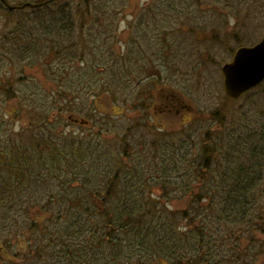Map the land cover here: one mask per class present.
<instances>
[{
  "label": "rangeland",
  "instance_id": "obj_1",
  "mask_svg": "<svg viewBox=\"0 0 264 264\" xmlns=\"http://www.w3.org/2000/svg\"><path fill=\"white\" fill-rule=\"evenodd\" d=\"M89 1L96 4V6H102L103 10L110 12L112 16H115V10L122 12L117 16L116 24L112 23L107 26L108 35L111 38L114 37L110 40V45L107 47L113 45L114 48L124 55L123 58L126 59V62L132 56L140 62L137 63L139 70L123 62L118 65L123 70L119 71L115 68L116 74L127 76L131 74L130 79H133L137 72H142L141 74H137L139 75L138 79L143 81L142 86L144 89L149 87L148 92H152V99L155 104L164 101L166 97L177 98L182 105L191 109L192 114L188 118L181 115L175 124L168 125L171 128L168 129L167 145L162 147L161 150L159 148L156 150L157 156L155 161H152L150 158L151 161L139 164L136 172H129L128 178H126L129 188H125L124 192L120 190L119 192L124 196L126 191H130L133 197L130 201H124L125 204L122 207L128 206V208L138 207L142 209V220L147 223H153L154 221L156 225H163L172 211L181 214L182 212L189 213L190 209L196 207L205 209L201 217L202 219H200L205 223L204 226L198 225V221L200 220H198L197 215L194 222L190 220V222H185L179 219L175 223L177 234L180 240L187 237L190 230H193L190 228L192 223L196 228L199 226L204 227L201 231H203L207 238L203 240L204 244H195L196 250L202 252V257L213 254L214 258L219 261L220 259L222 261L229 260L231 255L228 252L231 248V242L226 239L238 238L237 235H240L241 229L234 227V225L232 226L234 223L223 222L221 219L223 217L220 214L224 209L221 210L222 207L220 205L223 206V200L217 198L219 196L216 194L222 186L217 183L220 179L215 178L213 183L206 188L203 184L201 185V181L187 179L184 185L181 184V187H185L187 191L184 194V191L183 193L175 191L176 183H178L175 176L178 175L179 166L181 165L179 161H183V159H187L190 162L194 161V163L201 161L202 142L205 139L215 140V145L221 151L220 153L216 151L213 156V161L218 164L215 170L217 172L220 171V173H223L225 169V154L230 150L227 147L229 135L233 139V144L239 146L236 147L237 153L242 148V146L240 147L242 143H251L246 148H250L254 144L258 146L264 145V84L240 99L231 100L223 92L221 72L222 68L231 62L235 52L240 47H251L263 38L264 0H84V2ZM122 5H124L123 8H121ZM31 8H28L26 11L31 13L33 10ZM154 13L155 16L153 17ZM17 14L15 11L7 13L0 10V148L8 149L13 147V145H25L26 149H30L27 147L32 143L29 140V136L32 138V132H27L29 136L25 135L24 138L20 134H26V131H23L26 127H41L40 123L39 125L38 123L33 124L36 120L30 121V119L38 116L39 109L37 107L43 104L50 112L47 119L48 131L46 130L44 134L48 138L54 139L62 147L73 145L83 140L85 142V145H83L85 146V150L93 155L92 160L107 161L106 164L102 165H114L112 161H115V172L119 170L120 162H125L126 165L130 166L133 165L132 162L135 159V161H141L145 157L144 153L147 155V151L141 153L137 149L134 154L132 153V158L131 153L130 157L126 156L123 149L127 143H123V137H120L122 136L120 135L122 134L121 129L129 126L130 121L133 119L134 111L128 109L127 105L134 103L136 92L132 94V89H130L131 91L129 90L126 94L121 93L117 97L118 102H116L112 98L114 87L112 91L108 88L110 93H104L101 90L96 93H89L86 90L89 81H95V84L100 81L101 85L103 83L113 85L112 82L115 81L113 71L103 65L104 62L111 63L114 58L110 57L112 55L110 52L107 54L108 51H104L105 48L102 44L106 41V36L103 35L100 38L95 35L99 32L104 33L105 30L95 28L93 31L98 45L103 48L102 51L100 52V50L96 49L86 56L83 54L81 61H79L80 57H78L70 63L71 58L65 59L62 57L58 60L55 58V55L47 53V55L40 58L36 56L33 58L35 60L26 58L23 63L21 61L18 62L16 60L17 57L9 55L10 52H16L13 47L8 45L9 31L18 22H21V26L19 27H23L22 24H24L26 18L30 17L21 16L22 19L21 17L16 18V16H20ZM24 17L26 18L23 19ZM90 29V27H86L85 33H90ZM99 59H102V61H99ZM47 62L51 64V69L62 70L61 75L63 76L64 84L65 82L68 83V81H72V85L75 84V88H71L73 90L71 94L75 99L70 103L66 104L64 102L62 104L65 107V109L61 107L64 110L63 112H61L58 105L55 108L53 104V101H55L54 94L62 90L69 93V90L61 89L57 82L55 83L50 79L51 77L48 76L47 69H45V64H48ZM80 62L83 64L81 65ZM23 64L28 65L27 69L25 68V70H28V75L24 74V81L16 83V80L23 75L20 71ZM74 64L77 66L76 69L73 67ZM92 66L95 67L93 68ZM107 69L108 72L105 73ZM32 71L35 73L34 75L31 74ZM133 71L134 74H132ZM80 83L86 89L77 88L81 86ZM10 85L14 89L16 88L17 95L22 92L25 99L29 98V103L25 104L29 117L27 112L26 114L22 113V115L20 112L19 116L17 115V112L24 105L17 100L11 101L5 99V94L1 91L2 87L10 88ZM31 85L39 92L38 100H36L35 95L34 97L32 93L26 91L27 87ZM81 89H83V92L80 91ZM115 91H117L116 85ZM139 93L141 95L148 94L143 90H140ZM32 96L33 100L35 99L34 101L32 100ZM86 111L96 112L98 115L108 117L107 119L109 120V127L105 129L108 131H103L99 136H89L87 142L82 136L84 132L82 128L68 121L70 115H73L75 119H90L88 118V114L85 113ZM186 113L188 112L186 111ZM14 115L17 116L13 117ZM152 116L155 118V110H152ZM183 118H185V123H187L185 127L177 125ZM181 129H184V131L182 133L178 132ZM36 137L41 138L42 135ZM194 141L196 142V146H192ZM211 143L213 142L211 141ZM90 148L91 150L89 151ZM164 153L166 156H164ZM240 159L243 162L242 164L247 165V160L244 161L241 157ZM143 160H146V158ZM156 163L158 167L151 169V167L154 168ZM96 165L99 167L98 164ZM77 167L78 171L82 168L79 165ZM97 167L94 166L93 169L96 170ZM161 167L166 170L164 173L167 176L172 177L165 181L166 184L164 181L163 183L150 182L149 175L155 174ZM233 168L235 169L236 167L233 166ZM78 171H75V173L77 174ZM127 172L122 170L121 174L125 175ZM65 176L67 178L62 177L61 179L63 181L67 180L68 183L70 182V192H77V188L81 186V176H79V173L76 177L68 174ZM207 177L210 179V175ZM58 181L56 180L52 184L47 182L43 187L42 183L39 182L37 185L40 186V189L34 186L35 188L31 192L26 191L25 193L24 190L19 189V195L16 198L20 202L13 209L11 217L5 219V217L0 216V224H17L21 226L23 232V242L21 239L12 240L13 252L9 250L11 247L9 248L6 245L3 240L4 238H0V247L6 246L9 255L13 256L15 252L19 253L27 248L29 239L26 238V234L29 232L28 228L34 221L47 224V226L51 225L56 235L63 233L62 227L66 219L64 216L65 210L55 208L54 214H52L53 219H51V214L40 209L41 205L48 203L45 201H48L49 196H57V192L61 190ZM173 184H176V186L173 187ZM263 187L264 183H262L261 189ZM120 189H122V186ZM171 190H174L171 196L163 199V194L171 192ZM204 190L209 195L205 194ZM34 193L35 196H33ZM28 194H31L34 198L38 196L40 199L36 201L41 204L37 206L35 204L37 202L34 203L33 200L34 206L32 208H24L21 202L23 204L24 200L31 198ZM260 195L257 198L259 200L257 208L263 210L264 196ZM199 197H202V200L197 201ZM162 199L165 202L166 212H163V208L161 209L158 204H155L162 202ZM54 203L50 202L49 205H53ZM153 203L157 206V210L150 206ZM24 210L31 213V217L28 220L24 216ZM59 213H63V215ZM152 213H155V216ZM58 215L60 216L58 217ZM139 216L136 215V217ZM153 216L154 220L151 219ZM60 223L61 226H57ZM178 224L179 226H177ZM72 242L75 241L72 240ZM103 251L101 250V254L107 257L109 261H112L113 259L109 255L115 257V245L107 248V250L103 249ZM1 254L2 251H0V256ZM182 256V260L186 262L188 258H196L200 255L193 253L192 256L190 254H182ZM139 261H144L142 263L145 264H167V260L163 261L160 259L157 262L153 260V262L151 261L152 263H146L147 259L143 257L138 259ZM260 262L259 264H264V258Z\"/></svg>",
  "mask_w": 264,
  "mask_h": 264
},
{
  "label": "trees",
  "instance_id": "obj_2",
  "mask_svg": "<svg viewBox=\"0 0 264 264\" xmlns=\"http://www.w3.org/2000/svg\"><path fill=\"white\" fill-rule=\"evenodd\" d=\"M6 3L14 5H20L23 6V9L25 10L19 11V9L16 10L17 15L20 16H30L28 19L24 21L23 27L21 26V22L16 23L15 27L9 31V41L8 45L10 47H13L16 52H10V56L17 57L16 60L23 62L24 59H32L38 56L39 58L41 56L47 55V53H51V55H55V58L60 60L62 57L65 59L71 58L70 63L74 61V59L80 57V60L82 59V55L84 56L91 53L92 50H100L102 51V47L98 45V42L94 38V29L97 28L98 30L104 29V33H98L95 34L99 36L100 38L106 36V41L104 44V51H108L112 54L110 55L111 58H113L112 62H104L103 65L108 67L111 71H113V78L115 79V83L113 85L103 83L101 85V82L98 81L95 84V81H89L88 87L84 88L83 84L80 83L81 86H78L77 88H84L89 91V93H96L97 91L104 92V93H110L114 87V93L113 99L115 101L118 100V96H120L121 93H127L132 88H140L142 86L141 80L138 79L139 75L142 72H137L133 79L130 76L127 75H118L115 72V68L119 71L123 70L121 67H119V64H122L123 62L127 63L128 66H134L136 70H139V63L135 57H131L128 62H126V59L123 58V54L120 53L119 50L114 48L112 45L110 48L107 47L110 45L111 38L109 34V31L107 30V26L109 24L117 22L116 18L118 15H120L122 12H117L115 10V16H112V14L108 11L103 10L102 6H96L93 2H84V0H5ZM126 1V0H123ZM14 4V5H13ZM34 5V8L32 12H28L27 5ZM124 5L121 6L123 8ZM0 10L5 11L7 13H10V11L6 10L2 4L0 3ZM12 12V11H11ZM28 13H30L28 15ZM155 16V13L153 14V17ZM115 18V20H114ZM116 24V23H115ZM19 27V28H18ZM86 27H90V33H85ZM80 53V54H79ZM135 55V54H134ZM24 56V57H23ZM122 56V57H121ZM30 60V61H32ZM53 60V59H52ZM55 60V59H54ZM70 60V59H69ZM99 61H102V59H99ZM11 63V62H10ZM24 63V62H23ZM48 64H45V69H47V74L50 76L55 83L57 82L59 87L61 89H68L69 93L67 91H58L56 94H54V100L53 104L55 105V108L57 105L60 107L61 112L64 110L61 109V107H64L62 105L64 102L70 103L75 98L71 94V91H73L71 88H75V84L72 85V81H68V83L65 82L63 76L61 75L62 70H54L51 69V64L47 62ZM81 65L83 64L80 62ZM21 64V63H19ZM16 65V64H15ZM76 69V65L73 66ZM93 68L95 66H92ZM73 69V68H72ZM106 70V69H105ZM103 71V70H102ZM108 72L105 71V73ZM134 74V71L132 72ZM118 75V76H117ZM120 76V77H119ZM65 77V76H64ZM119 78V79H118ZM129 78V79H128ZM93 83V84H92ZM115 85L117 88V91H115ZM87 86V85H86ZM110 89V91L108 90ZM79 90V89H78ZM83 92V89L80 90ZM79 91V93H80ZM65 92V93H64ZM90 95V94H89ZM71 99V100H70ZM126 99V98H125ZM63 101V102H61ZM39 113L38 118L40 119V133L39 135H42V137H39V140L36 142H32L33 144H39V145H45V144H57L54 139L48 138L44 132L48 131V122L47 119L49 118L50 112L49 109L44 106L43 104H40L38 106ZM65 109V107H64ZM109 125V123L107 124ZM109 127V126H107ZM115 128V126H114ZM122 136V142H126L127 145L124 147L123 152H125V155L130 157V153L134 154L135 151H137L136 148H134L132 145H130V142L128 141V134L126 133V130L121 129ZM119 137V135H118ZM257 139V138H255ZM206 145L202 146V154H201V161L204 162V165L202 168H200L201 173L197 174L199 178H201V185L203 184L206 188L208 185H211L215 178H219L220 180L217 182L221 184L222 186L218 190V193H216L219 197V199L223 200V206L221 210L220 215H222L223 222H230L234 223L232 225H241L247 223L255 224L258 223L259 217L261 214L258 212L260 208H257L258 204V197L261 194L264 196V187L261 189L262 183H264V145L257 150L256 144L250 146V148H246L251 143L246 142L245 148H240L238 151L240 157L245 161L247 160V165L245 167L247 168V172H236L235 175L232 176L231 179H228L225 174L220 173L218 174L213 180L212 178L209 179V177H206L207 174H203L204 170L210 169V162L213 160V156L216 151L221 152L219 148H217V145L214 146V148L209 144V140H206L204 142ZM73 146L76 151L73 152L72 162H70V165L68 163L64 165V163H58V159L54 161V164H51L50 166L37 168L34 166V158H23L22 153L20 150L16 148V145H13V147H10L8 149L2 148L0 150V216L1 217H11V213H13V209L16 208L17 204H19L20 200L16 198L17 195H19V189L22 191L24 190L31 192L33 188L40 189L39 185L37 183L41 182L42 187L47 182L52 184L55 183L56 180L58 181V184L60 185L61 190L57 192V196L50 197L48 202L44 205L40 206L41 210H45L48 214L53 211L54 206L61 207V209L65 210V224L63 225V233L62 234H55V232L52 229V236L46 241V243H49L51 246H55L56 248L54 250V253H51V255L54 257V260L51 262L53 264H66L67 259L66 253V244H67V238L65 237V232H67V228L65 227L66 224L72 223L73 227L71 228V231L74 233L73 237H71V240L78 241L80 240L81 236L84 232V216H81L80 214V208L82 207V196L80 188H77V192L71 193L69 190V184L67 181H63L61 179L62 177H66L65 175H72V177H76L79 173V176H81V169L78 171L77 165L81 167V160H87L91 161L93 159L92 154H87L85 156L86 158L82 157L80 154L83 149L85 150L83 146V142L74 143ZM167 145V144H166ZM165 145V146H166ZM164 147V146H163ZM134 148V149H133ZM159 150L162 148L158 147ZM158 148L156 150H158ZM91 150V149H90ZM89 150V151H90ZM138 150L141 153H144L143 150ZM261 150V151H260ZM235 151H237L235 149ZM156 151H147V155L144 153L146 160L141 159V161H135L133 160V165H126L125 162H120V168L115 172V202L113 199L109 198V204L105 205L104 203L103 207L105 208L108 206L112 210V208H115L114 212H108L104 213L102 216H91L87 215L88 219L87 221L91 222V220H94V226L92 227L93 233L98 232V237H95V240H97V245L100 246V249L103 251L107 250V248H111V246L115 245V257L112 255H109L113 260L109 261L107 257L103 256V254L95 252L94 261L91 263L88 261L87 264H145L142 263L144 261H139L140 258L147 259V262H154L158 259L160 260H167V264H182L183 256L190 254L191 256L197 253V255H200L196 258H188V260L185 262V264H192V261H196L197 264H233V262H240L239 258L229 259L227 261H222L220 259L217 260L214 258L213 254H210L207 257H202L201 253L198 250H196V243H202L204 244V241L207 236L201 231L204 227H198L196 228L195 225H190V228L193 230H190L188 233V238H179L177 234V227L176 222L177 220L182 221H191L194 222L196 215L198 216V220L202 219V214L204 213L205 209L202 208H192L190 209V212H182L176 213V211H172L168 215V218H166V221L162 225H156L153 223H147L144 222L141 216L142 209L138 207H130L126 206L125 208L122 207V205L125 204L124 201H127L133 197L132 193L130 191H126L124 193V196L119 192L125 191V188H129V184L127 182L128 174L129 172L133 173L137 171V168L139 167V164L151 161H155L156 158ZM237 152L235 153L238 154ZM133 154L131 158L133 157ZM84 156V155H83ZM164 156L165 153H164ZM221 156V155H220ZM240 157H235L238 159L237 161H241ZM161 158V157H160ZM233 158V159H234ZM160 160V159H159ZM236 162V161H235ZM243 162L241 161V164ZM237 164V163H236ZM235 164V165H236ZM157 163L154 165V168L151 167V169H156ZM241 167V166H237ZM73 170V171H72ZM122 170L128 171L125 175H122ZM147 170V169H146ZM239 170V169H237ZM75 171H78L76 174ZM166 170L159 168L158 172L156 171L155 174H151L150 176V182H162L167 181L172 176H167L165 174ZM259 172H262V178L258 179ZM164 175V176H162ZM258 175V176H257ZM175 176V175H174ZM192 175L189 174V177ZM71 177V176H68ZM178 180L177 186L176 184H173V187L176 186L175 191L179 193L184 194L187 192L185 190V187H181V184L184 185L185 180H182V178L179 177V174L175 176ZM67 178V177H66ZM71 179V178H70ZM80 179V178H79ZM91 186H93L94 183L90 182ZM98 185H101V182L99 180ZM106 183V182H105ZM104 183V184H105ZM166 184V182H165ZM172 185V184H171ZM35 186V187H34ZM105 186V185H104ZM111 184L109 185V188L107 191L109 193H112V186L110 188ZM122 186V189H120ZM107 187V186H106ZM203 189V188H202ZM123 190V191H122ZM129 190V189H128ZM164 190V189H163ZM93 191V190H91ZM103 191H106V188H104ZM66 192H70L69 195L66 194ZM174 192V190L168 193H164L162 198H168L171 196V194ZM36 193V191H35ZM35 193L33 196H35ZM204 193L209 195L207 191L204 190ZM121 194V197H120ZM31 198L29 200L24 197L23 204L21 202V205L24 206V208H32L33 200L34 203L37 202L36 200L40 199L38 196L36 198L32 197L31 194H28ZM117 195H119L117 197ZM260 195V196H261ZM16 198V199H15ZM162 199V200H163ZM199 200H202V197L197 198ZM56 201V203H54ZM117 201V202H116ZM128 201V202H129ZM261 201V200H260ZM54 203L53 205H49L50 209H47V204ZM122 203V204H121ZM155 203V202H154ZM151 204L150 206L157 210V204L158 206L165 211V202L164 200L162 202H158L155 204ZM37 206L41 203L37 202L35 203ZM51 206L52 209H51ZM39 208V207H38ZM109 209V210H110ZM48 210V211H47ZM110 210V211H111ZM161 210V211H162ZM197 210V211H195ZM195 211V212H194ZM162 212V213H163ZM194 212V213H193ZM31 213L29 211L24 210V216L29 219ZM60 215H63V213H59ZM155 216V213H152ZM5 215V216H3ZM58 215V217L60 216ZM136 215H140L139 217H136ZM154 216L151 218L154 220ZM50 218L53 219V215H50ZM230 220V221H229ZM189 221V222H190ZM10 222V221H9ZM18 222V221H17ZM16 222V223H17ZM88 222V223H89ZM180 222V221H179ZM198 225H203V221H198ZM35 223V222H33ZM13 224V223H12ZM190 224V223H189ZM61 226L60 224H57V226ZM229 225V224H225ZM231 225V224H230ZM91 225L89 224V227ZM179 226V224L177 225ZM189 229V228H188ZM91 230H88L90 233ZM95 230V231H94ZM204 230V229H203ZM251 229L249 228V231ZM209 240V239H208ZM233 240V239H231ZM236 240V239H235ZM237 240L239 241L240 238L238 237ZM236 240V241H237ZM80 256V255H79ZM82 257V256H81ZM81 257L78 258L76 262L80 263ZM182 257V258H181ZM138 258V259H137ZM208 259V261H207ZM225 259V258H223ZM238 259V260H237ZM191 261V262H190ZM141 262V263H140ZM151 262V263H152ZM190 262V263H188Z\"/></svg>",
  "mask_w": 264,
  "mask_h": 264
},
{
  "label": "flooded vegetation",
  "instance_id": "obj_3",
  "mask_svg": "<svg viewBox=\"0 0 264 264\" xmlns=\"http://www.w3.org/2000/svg\"><path fill=\"white\" fill-rule=\"evenodd\" d=\"M0 3L2 6L8 10V11H15L14 9H19V11L24 10L23 6L20 5H14L11 6L8 3L3 2L0 0ZM17 7V8H16ZM12 8V9H10ZM21 16H16V18H19ZM24 17L23 19H25ZM22 19V17H21ZM27 19V18H26ZM27 64L21 65V78L16 80V83L23 82L24 81V74L28 75V70L27 69ZM34 75L35 73L32 71L31 73ZM15 84V82H14ZM16 89V88H15ZM14 89L12 85H10V88H4L2 87V92L5 94V99L6 100H17L20 102L22 105L21 109L17 112V115L19 116V113H25L27 110L25 109V104L29 103V98L25 99V96L23 95L22 92L17 95V91ZM140 90H143L144 92L146 91L148 94L141 95L139 92ZM149 87L143 88H132V94H135V100L134 103L128 104L127 108L130 110L134 111V116L133 119L130 121L129 126H125L123 130H126V133L128 134V141L130 142V145H132L136 149H141L143 151H156L158 147L162 148L167 144V138L169 131L168 129L171 128L168 127V125H173L175 124L180 116L182 117H191V109H189L187 106L182 105L180 103V100L177 98H169L166 97L164 101H160V103L155 104L154 100L152 99V92H148ZM26 91H29L32 93V95L36 96V100L39 99V92L34 88V86H28ZM131 91V90H130ZM139 94V95H138ZM32 96V100H33ZM34 96V97H35ZM127 99V98H126ZM35 100V99H34ZM33 100V101H34ZM152 101V103H151ZM118 102V100L116 101ZM115 102V103H116ZM127 102V101H125ZM151 103V104H150ZM38 108V107H37ZM152 110H155V118L152 116ZM188 113H186V111ZM29 111V110H28ZM86 111L85 113L88 114V118H81V119H75L73 115H70L68 118V121H70L74 125H79L80 128L84 131L82 133V136L84 140L87 142L89 136H99L102 134L103 131H108L105 130L106 127L108 126L107 124L109 123V120L107 119L108 117H104L101 115H98L96 112H89ZM39 113V112H38ZM24 114V115H25ZM14 115L13 117L17 116ZM23 115V117H24ZM27 115L29 117V113L27 112ZM37 115V114H36ZM22 119V118H21ZM185 118L182 119L181 122H179L177 125H182V127H185L187 123H185ZM31 120H36L33 122V124L38 123L40 119L38 116L36 118L32 117ZM156 121V122H155ZM185 129V128H184ZM184 129H181V131H178L182 133ZM26 131V134H20L23 138L25 135H28L27 132H32V138L29 136L30 141H38L39 133H40V127L36 128H29L26 127L23 129V131ZM24 135V136H23ZM182 135V134H181ZM209 139H205L202 142V146L206 145L204 142ZM227 147L230 148L228 152H226V157H225V169L223 171V174L227 176L228 179H231L233 175L236 174V172H247V168L245 167L244 164H241V161H237L238 159L234 158L235 157H240L239 154H236V144H233V139L231 135L227 138ZM257 140V139H255ZM83 142V140H81ZM193 141V140H192ZM211 141L214 143H211ZM209 144L214 148L215 145V140H209ZM83 145H85V142H83ZM239 145V144H238ZM75 145H69L62 147L60 144H45V145H39V144H33L26 149L25 145H16V148L21 151L22 157L23 158H34V166L37 168H42L46 166H50L51 164H54V161L58 159V163H64L66 165L67 163L70 165V162H72V157H73V152L76 151V149L73 147ZM192 146H196V142H193ZM242 148L245 146V143L240 145ZM85 148V146H84ZM133 148V149H134ZM257 150L261 148V146H256ZM91 149V148H90ZM89 149V150H90ZM2 150V148H0ZM180 150V148H179ZM261 151V150H260ZM82 157L86 158L87 150H82L80 151ZM84 155V156H83ZM234 158V159H233ZM236 161V162H235ZM56 162V161H55ZM81 162V186L79 187L81 190V196L83 199L82 202V207L80 208V215L84 216L83 218L84 221V232L83 235L81 236L80 240L72 242L71 237H73L74 233L71 231V228L73 227L72 223H68L65 225L67 228V232H65V237L67 238V244H66V259L67 262L66 264H78L79 262H76L79 257H81L80 263L81 264H87L88 261L91 263L95 262L94 261V255L95 252L101 254V249L100 246L97 245V240H95V237H98V232L93 233L91 230L92 227L94 226L93 222L94 220L92 219L91 222L87 221L89 220L87 215L91 216H102L104 213L108 212H114L115 213V208H108L106 206L105 208L103 207L104 203L106 202L105 205L109 204V198L110 199H115V161L114 165H102L106 164L107 161H80ZM181 165L179 166V177L182 178V180H185L187 182V179H196V181H200L201 178L197 176V174L201 173L200 168L203 167L204 162L199 161L197 163L190 162L189 160H184L179 161ZM57 163V162H56ZM99 165L97 167L96 164ZM191 163V164H190ZM237 163V164H236ZM94 164V165H92ZM236 164V165H235ZM216 165H218L216 162L213 160L210 162V169L204 170L203 174L210 175V178L214 179L216 175L219 172L215 170ZM94 166L97 167L96 170H94ZM233 166L236 168L234 169ZM241 166V167H237ZM91 167V168H90ZM90 168V169H88ZM219 170V168H217ZM239 169V170H237ZM99 174V175H97ZM189 174L192 175L189 177ZM259 175V176H258ZM258 179L262 178V172H259L258 174ZM164 176V175H162ZM206 176V177H207ZM99 180L101 182V185H98ZM67 181V180H66ZM90 182L94 183L93 186H91ZM106 182V183H105ZM105 183V184H104ZM109 183V184H108ZM108 184V185H107ZM111 184L110 188L112 189V193H109L108 191H103L104 188H109V185ZM105 185V186H104ZM107 186V187H106ZM93 190V191H91ZM70 193V192H69ZM68 192H66L67 195H69ZM72 193H75L72 191ZM105 201V202H104ZM111 211H110V210ZM38 211V210H37ZM40 211V210H39ZM261 216L259 217L258 223L252 224L251 223H245L241 225H234V227H239L241 229V232L239 233L240 235H237L240 240L238 241L237 238L231 240V239H226L230 240L231 242V248H230V253L228 252L229 255H231L232 259L234 258H239L240 262H233V264H259L260 261L263 260L264 258V209H260L258 211ZM89 222V223H88ZM89 224L91 225L89 227ZM54 226V225H53ZM233 226V225H232ZM31 230L26 234V238H28V243H27V248L24 251L15 252L13 256L9 255L7 251V247H0V251H2V254L0 256V264H53L52 260H54V257L51 255V253H54V248L55 246H51L49 243L47 245L45 244L46 241L52 236L51 230L53 227L51 225L39 223V224H34L29 227ZM249 228L251 229L249 231ZM88 230H91L89 233ZM95 231V230H94ZM4 238V242L8 247L11 252L12 250V240L16 239H21L23 242V232L21 230V226L17 224H6L2 223L0 224V238ZM230 237V234H229ZM234 254V255H233ZM80 255V256H79ZM236 256V257H235ZM182 258V257H181ZM195 258V257H194ZM238 260V259H237ZM52 261V262H51ZM208 261V259H207ZM191 262V261H190ZM188 262V263H190ZM182 264H185V262H181ZM261 263V262H260ZM192 264H197L196 261H192ZM210 264V263H209Z\"/></svg>",
  "mask_w": 264,
  "mask_h": 264
},
{
  "label": "water",
  "instance_id": "obj_4",
  "mask_svg": "<svg viewBox=\"0 0 264 264\" xmlns=\"http://www.w3.org/2000/svg\"><path fill=\"white\" fill-rule=\"evenodd\" d=\"M262 37L252 48H239L231 62L222 68L223 92L228 97L234 100L240 99L263 84L264 36Z\"/></svg>",
  "mask_w": 264,
  "mask_h": 264
},
{
  "label": "bare ground",
  "instance_id": "obj_5",
  "mask_svg": "<svg viewBox=\"0 0 264 264\" xmlns=\"http://www.w3.org/2000/svg\"><path fill=\"white\" fill-rule=\"evenodd\" d=\"M231 100H233V99H231ZM64 181H65V180H64ZM67 183H68V181H67ZM69 183H70V182H69ZM69 183H68V184H69ZM43 205H44V204H43ZM52 207H53V206H51V209H52ZM48 208L50 209L49 204H47V209H48ZM55 208H60V209H61V207H55V206H54L53 211L55 210ZM47 211H48V210H47ZM53 211H51L50 214H54ZM3 216H5V215H3ZM5 219H7L6 216H5ZM18 222H19V221H18ZM34 222H35V223H31V224L34 225V224H39V223H41V222L38 223L37 221H34ZM28 229H29V231L31 230L30 228H28ZM45 244L47 245V243H45Z\"/></svg>",
  "mask_w": 264,
  "mask_h": 264
}]
</instances>
